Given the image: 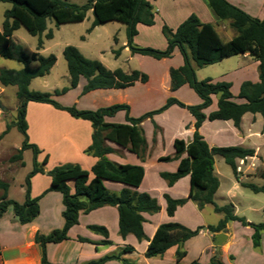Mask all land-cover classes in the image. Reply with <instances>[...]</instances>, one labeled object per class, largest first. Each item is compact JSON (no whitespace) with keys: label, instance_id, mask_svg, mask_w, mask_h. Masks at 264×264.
<instances>
[{"label":"trees","instance_id":"trees-1","mask_svg":"<svg viewBox=\"0 0 264 264\" xmlns=\"http://www.w3.org/2000/svg\"><path fill=\"white\" fill-rule=\"evenodd\" d=\"M0 2L12 5L4 13V21L2 29H0V57L24 65L21 70L0 69V84L3 87L17 88L16 96L19 108L17 120L13 126L24 137L18 157L21 159L22 152L26 150H31L34 155L33 170L25 180L26 199L24 203L10 200L8 198L9 184L0 181V189L4 191L0 198V219L7 211L12 210L19 222L26 225L40 215V198H32L31 180L37 174L46 173L45 166L48 164V156L42 164L38 163L37 156L41 151L29 140L27 107L30 102L49 104L57 110L69 113L75 119L89 121L93 127L92 144L86 150V154L97 158L98 162L91 172L77 164H64L47 173L52 178V182L46 193L59 192L62 194L65 224L62 229H56L48 235L38 233L35 236V242L41 247V264H52L47 257V245L69 240V231L79 224L81 212L89 214L106 206L117 207L119 233L123 238L134 235L140 242L147 240L143 227L145 223L143 214H157L161 211V206L157 199L146 193L141 194L127 188L120 195H116L107 189L105 181L121 183L129 188L137 189L145 178L143 166L120 165L110 161L107 155L113 150L107 145V142L115 143L136 154L141 160H145L148 146L141 124L148 119L153 121L156 115L162 114L174 105L188 110L196 122L193 140L188 144L183 140H176L174 142L175 156L160 158V162L180 161L177 172L161 174V177L170 186L186 176L191 177V190L187 198L173 199L165 195L168 216L174 217L178 208L189 201L196 203L200 210H203L207 205H212L216 213L224 215V219L216 226H208L207 229L210 233L215 235L225 230L230 222H239L242 226H250L253 229L251 236L253 247L259 249L262 246L264 223L248 224L245 218L236 214L235 206L232 203L219 206L215 202V195L220 187V181L214 172L215 158L222 157L239 181L237 160L253 157L255 152L242 147H210L200 134L199 129L207 119L210 121L231 120L238 129L241 127L243 116L247 113L260 114L264 119V19L249 15L227 0H206L207 5L220 21L230 22V27L236 32V36L226 42L212 24L203 23L197 15L192 14L176 31L167 25L163 26L162 32L167 39L168 46L166 50L161 51L134 44V38L138 35V24L145 26L155 24L154 7L148 0H89L83 5L66 0H0ZM89 11H92L94 15V21L88 30L89 33L97 26L109 22L125 24L128 34L127 46L133 55L139 54L162 60L171 58L174 50L178 48L184 58V65L170 70L171 90L176 91L188 84L202 99V103L189 106L170 97L161 108L139 118H132L129 105L124 104L98 110H80L76 106H63L53 97L66 94L76 88L81 78L87 80L83 94L99 89H125L137 82L147 83L149 80L147 74L137 70L131 73L122 69L109 70L100 61L86 58L74 46H67L63 51V57L68 66L70 86L56 90L54 94L31 90V82L50 74L57 63V57L54 54L45 57L40 53L44 49V39L54 38L53 31L48 29L49 22H53L55 27L81 23L87 18ZM21 27H24L30 35L38 37L37 51L31 56L14 39V33ZM120 52V50H115V56L118 57ZM241 54H249L259 62L260 81L258 83L245 81L241 85L239 98L244 99L245 103L238 104L233 101L231 83H214L210 79L203 81L197 79L192 61L198 67H204ZM33 62H37L38 66L31 67ZM212 95L218 96V110L207 117L204 110L212 105ZM121 111L126 113L125 124L105 121L106 117H113ZM10 128L11 126H8L4 134ZM185 154L186 157L183 158ZM91 173L94 176L92 180H90ZM262 177L264 178V174ZM70 182H74V193L71 192ZM241 184L255 193H264V185ZM88 229L104 237V240L97 245H112L106 227L91 225ZM202 229L199 227L192 230L177 222L162 224L156 230L154 237L149 240L145 257L148 259L161 258L168 250L176 247V264H184L182 260L188 254L184 249L185 243L198 236ZM78 240L82 243H92L83 237H79ZM134 251L133 247H126L118 254L106 255L97 261L86 264H105L110 261L136 264L122 258L124 254ZM191 264L201 263L194 261ZM209 264H223L218 253Z\"/></svg>","mask_w":264,"mask_h":264},{"label":"crops","instance_id":"crops-1","mask_svg":"<svg viewBox=\"0 0 264 264\" xmlns=\"http://www.w3.org/2000/svg\"><path fill=\"white\" fill-rule=\"evenodd\" d=\"M227 1L253 17L264 19V0ZM192 14L197 15L203 23L212 24L218 31L215 24L219 25L220 20L211 11L206 0H173L169 15L165 18V25L173 31H176L177 28ZM226 22L229 25L223 26L222 33H226L229 28L232 29L230 27V22ZM142 26L145 25H137L139 34L134 38V43L137 42V39L140 36ZM235 36L236 34L230 36L229 41ZM116 41V45H119V40L117 39ZM127 45L128 43L124 41L122 44L123 50L120 52V55L116 57L114 68L110 69H112V71L121 69V65L123 64H120L119 60L122 58V54H128L124 56V59L122 60V63H127L129 65V68L125 70V72L131 73L135 70L143 72L149 77L147 83L137 82L133 86L125 89H99L83 94V89L87 84V80L81 78L79 85L76 88L71 89L66 94L59 96L55 95L54 98L63 106H76L80 110H98L118 104L129 105L130 116L132 118H139L148 112L161 108L170 97H174L189 106L202 103V99L188 84L182 86L176 91L171 90L170 70L184 65V58L178 48L174 50L171 58L156 60L152 57L139 54L133 55ZM146 47L151 48L154 46ZM82 54L84 56L86 55L84 52H82ZM237 56L243 59V62L239 63L237 68L230 69L225 73H216L217 75L215 76L201 77V81L210 79L214 83H231L233 101L238 104H243L246 101L239 98L241 85L245 81H251L253 83H258L260 81L258 70L259 62L255 61L249 54H241ZM88 57V59H93L91 56ZM229 59L230 58L225 59L217 64H223ZM132 63L136 64L133 68L130 66ZM192 65L197 74L198 70L213 66L208 65L198 67L193 61ZM160 67L165 69L162 78H159L154 70L155 68L157 69ZM196 68L198 69L197 71ZM235 74L249 75L248 77L250 78H240V80L234 82L232 77ZM68 86H70V84ZM61 89L63 88L53 90L52 94H54L56 90ZM70 97L71 99H69ZM33 108L43 110V112L47 113L53 112L59 120H62V123H39L40 121L32 123L30 112ZM217 110L218 96L212 95V105L205 109L204 113L208 117L212 112ZM105 121L107 123L125 124L126 113L124 111L118 112L113 117H106ZM27 122L29 140L31 143L37 145L41 151L37 156L38 163L42 164L46 156H48V164L45 166L46 173L37 174L31 180L32 198H40V215L33 222L26 225H22L19 222L12 210L7 211V213L0 219V264H41V247L35 242V236L38 233L48 235L56 229H62L65 224V219L63 218L65 207L63 205L62 194L59 192L46 193L52 182V178L47 173L55 167L64 164H77L84 170L91 172L94 165L98 162L97 158L86 154V150L92 144L93 135V127L89 121L75 119L69 113L57 110L49 104L30 102L27 107ZM195 122V118L188 110L180 108L177 105L172 106L162 114L156 115L153 118V121L150 119L145 120L141 124L148 146L145 160H141L136 154L131 153L129 150L122 148L115 143L107 142V145L113 150L107 155V158L110 161L120 165H138L145 168V178L139 188H129L121 183L105 181L107 189L116 195H120L121 192L127 188L141 194L146 193L157 199L161 206V211L157 214H143V217L145 218L143 227L147 240L140 242L134 235H128L126 238H123L119 233V211L117 207L106 206L92 211L89 214L81 212L79 215V224L72 227L69 231V240H65L59 244L47 245L46 250L48 260L52 264H86L91 261H97L106 255L120 253L126 247H133L135 251L124 254L122 256L123 259L136 264H150V261L154 259L163 262L167 255L173 257L176 256L177 248H171L161 258L148 259L145 257V253L149 246V240L154 237L155 232L160 225L177 222L190 227L193 230L199 227L203 228L200 234L194 237L193 240L200 238L201 236L208 240L209 244L203 248V251H208V249L211 250L209 260L208 262L201 264H209L211 259L216 255V247L214 245L216 234L213 235L210 233L207 227L218 225L224 217L223 219L217 217L219 221L216 225L208 224L207 220L202 215V212L205 211V208L208 205L203 210H200L197 204L193 201H189L184 206L179 207L175 216L169 217L166 211L167 202L165 195H168L173 199L187 198L191 190V177L186 176L177 181L173 186H170L167 181L161 177L162 173L177 172L180 165L179 160L160 162V158L175 156L176 151L174 148V142L176 140H183L187 144L193 140ZM263 126L264 119L260 114L247 113L243 116L240 129L235 127L231 120L210 121L208 119L199 129L200 134L204 137L210 147H242L245 149H251L255 152L253 157L237 160L240 180H236L235 184L228 190V199H234V192L238 190L239 185L242 188H246L243 187L241 183H248L246 182L247 178L262 176V174H264ZM184 157H186V154L183 155V158ZM259 171L260 174L258 173ZM214 172L220 181V187L215 195L216 200L222 187L220 176L216 171V162L214 165ZM93 177L94 176L91 173L90 180H92ZM69 185L71 192L74 193V182H70ZM216 204L219 206L225 205L218 204L217 202ZM43 205H47L51 209L48 217H45V214L43 213ZM188 212L194 213V220L190 216H187ZM193 221H195L194 226L190 224ZM91 225L106 227L109 231V240L112 242V245H97L104 240V237L90 231L88 227ZM229 227L230 224H228L226 228L228 230V241H230L231 238ZM249 231L250 236H252L253 229L250 228ZM79 237L89 239L92 243H82L78 240ZM189 241H187V243ZM228 245L229 242L225 246L228 248ZM223 247H221V249ZM188 252L189 251L187 250V253ZM135 254L139 256L138 260H135ZM232 257L235 259L233 255ZM184 259L182 260V263H184ZM196 261L200 263L199 259ZM113 263L120 264L121 262L110 261L105 264Z\"/></svg>","mask_w":264,"mask_h":264},{"label":"rangeland","instance_id":"rangeland-1","mask_svg":"<svg viewBox=\"0 0 264 264\" xmlns=\"http://www.w3.org/2000/svg\"><path fill=\"white\" fill-rule=\"evenodd\" d=\"M66 1L83 5L89 0ZM148 1H150L154 7L155 24L150 27L142 26L140 36L134 44L139 47L154 46L151 48L164 51L167 49L168 42L163 35L162 28L166 22L165 18L168 17L171 6L173 5V0ZM11 7L12 5L9 3L0 2V29H2L4 13ZM93 21V12L89 11L87 18L81 23L65 24L60 27H55L53 22H49L48 29L53 31L54 38L51 40L44 39V50H41L40 53L45 57L54 54L57 57V63L51 70L50 74L37 78L32 82L30 87L31 90L52 93L53 90L64 88L70 84L67 62L63 57V50L66 46H74L79 50L81 49L82 52L86 54L85 56L87 58H89L88 56H91V58H93L92 60L100 61L106 68H114V63H116L114 51H122L123 42L126 41L128 43L127 26L119 22H109L97 26L91 34L88 30L91 28ZM228 25L229 24L225 21H219V25L215 24L222 39L226 42L229 41L230 36L236 34V32L230 28L226 33H222L223 26ZM14 39L23 46L25 52L29 56L37 51L38 37L30 35L24 27H21L14 33ZM117 39L119 40V45H116ZM126 55L128 54H122V58L119 60L120 64H123L121 65L123 71L129 68L127 63H122V60L124 59L123 57ZM242 62L243 59L241 57L233 56L223 64H214L213 66L203 68L202 70L196 68V71L198 70V74L195 72L196 77L201 81V77L215 76L217 75L216 73L220 72L225 73L230 69L237 68V65ZM36 66H38L37 62L31 64V67L33 68ZM130 66L133 68L136 64L132 63ZM2 68L21 70L24 68V65L17 61L7 60L0 57V69ZM154 70L159 78L163 77L165 72L163 67L155 68ZM245 74H235L232 79L234 82H237L240 78L249 79V75ZM16 92V87H3L0 84V103H2L7 109L6 111L0 110V181L8 183L10 186L8 198L22 204L26 199L25 180L34 167V155L31 150H26L22 152L21 159L18 157L24 142V137L18 129L13 126V123L17 120L19 108V101ZM69 99H71V97ZM54 100L57 101L55 98ZM30 119L32 123H36L37 121H40L39 123H62V120H59L53 112L47 113L35 108L30 112ZM8 126H11V128L6 134H4ZM215 162L216 171L220 176L222 184L221 192L215 201L221 205L232 203L235 206L236 214L239 217L245 218L248 224L264 223V193H255L250 189L242 188L239 185L238 190L234 192V199H228L227 192L231 186L235 184L237 178L231 167L225 163L222 157H216ZM258 173L260 174V171ZM246 182L261 186L264 184V178L262 176H253L247 178ZM3 193L4 191L0 189V198ZM50 211L51 209L47 205H43V213L45 214V217H48ZM202 215L210 225L218 224L219 219L217 217H220V219H223L224 217L223 214L216 213L214 207L211 205H208L205 208ZM187 216H190L194 220L193 212H188ZM190 224L194 226L195 221ZM229 224L231 232L230 241L226 240L223 243L222 247H224L219 253L216 251V253L219 254L220 260L224 264H264V242L262 241L263 246L259 249L253 247L249 231L251 227L242 226L239 222H231ZM190 240L191 241L188 243L186 242L187 244L185 243L186 248L184 245V249L189 251L184 259V263L191 264L198 259L200 260V263L208 262L211 250L208 249V251H203V248L209 244L208 240L203 236L194 240L192 238ZM228 242L229 245L227 248L225 245H227ZM134 258L135 260H138L139 256L135 254ZM150 264H176V256L173 257L167 255L163 262L154 259L150 261Z\"/></svg>","mask_w":264,"mask_h":264},{"label":"water","instance_id":"water-1","mask_svg":"<svg viewBox=\"0 0 264 264\" xmlns=\"http://www.w3.org/2000/svg\"><path fill=\"white\" fill-rule=\"evenodd\" d=\"M0 110H2V111H6V110H7V109L2 105V103H0ZM227 232H228V230L225 229V230H223L222 232L217 233V234L215 235V238H216V239H215V241H214V245H215V247H216V251H217L218 253L220 252L223 243H224V242L227 240V238H228Z\"/></svg>","mask_w":264,"mask_h":264}]
</instances>
